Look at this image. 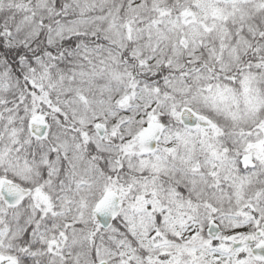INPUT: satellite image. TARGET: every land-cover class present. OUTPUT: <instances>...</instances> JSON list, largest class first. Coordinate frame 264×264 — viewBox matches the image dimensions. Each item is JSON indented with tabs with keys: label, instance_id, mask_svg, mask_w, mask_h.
<instances>
[{
	"label": "snow or ice",
	"instance_id": "obj_1",
	"mask_svg": "<svg viewBox=\"0 0 264 264\" xmlns=\"http://www.w3.org/2000/svg\"><path fill=\"white\" fill-rule=\"evenodd\" d=\"M0 264H264V0H0Z\"/></svg>",
	"mask_w": 264,
	"mask_h": 264
}]
</instances>
